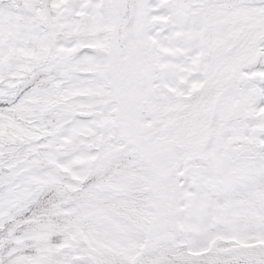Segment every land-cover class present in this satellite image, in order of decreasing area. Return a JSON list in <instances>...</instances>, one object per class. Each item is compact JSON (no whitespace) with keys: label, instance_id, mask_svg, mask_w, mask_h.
I'll use <instances>...</instances> for the list:
<instances>
[{"label":"snow or ice","instance_id":"1","mask_svg":"<svg viewBox=\"0 0 264 264\" xmlns=\"http://www.w3.org/2000/svg\"><path fill=\"white\" fill-rule=\"evenodd\" d=\"M0 264H264V0H0Z\"/></svg>","mask_w":264,"mask_h":264}]
</instances>
